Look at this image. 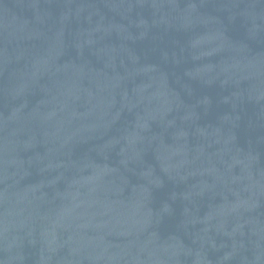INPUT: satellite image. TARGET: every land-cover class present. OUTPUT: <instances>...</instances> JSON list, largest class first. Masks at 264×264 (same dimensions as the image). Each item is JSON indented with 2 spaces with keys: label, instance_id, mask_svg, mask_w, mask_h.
Returning <instances> with one entry per match:
<instances>
[{
  "label": "water",
  "instance_id": "95a60500",
  "mask_svg": "<svg viewBox=\"0 0 264 264\" xmlns=\"http://www.w3.org/2000/svg\"><path fill=\"white\" fill-rule=\"evenodd\" d=\"M0 264H264V0H0Z\"/></svg>",
  "mask_w": 264,
  "mask_h": 264
}]
</instances>
